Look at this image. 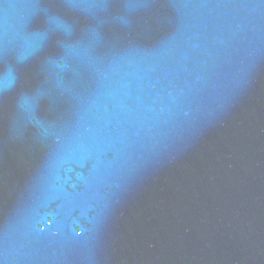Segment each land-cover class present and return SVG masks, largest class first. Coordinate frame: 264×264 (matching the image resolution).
Returning <instances> with one entry per match:
<instances>
[{
  "label": "water",
  "instance_id": "water-1",
  "mask_svg": "<svg viewBox=\"0 0 264 264\" xmlns=\"http://www.w3.org/2000/svg\"><path fill=\"white\" fill-rule=\"evenodd\" d=\"M0 264H264V0H0Z\"/></svg>",
  "mask_w": 264,
  "mask_h": 264
}]
</instances>
